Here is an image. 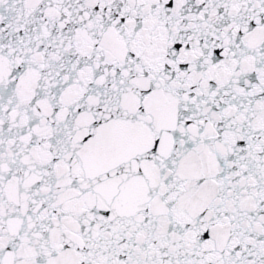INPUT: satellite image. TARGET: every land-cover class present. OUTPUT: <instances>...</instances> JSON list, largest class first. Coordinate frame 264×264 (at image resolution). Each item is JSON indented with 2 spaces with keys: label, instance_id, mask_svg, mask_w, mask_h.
Instances as JSON below:
<instances>
[{
  "label": "snow or ice",
  "instance_id": "obj_1",
  "mask_svg": "<svg viewBox=\"0 0 264 264\" xmlns=\"http://www.w3.org/2000/svg\"><path fill=\"white\" fill-rule=\"evenodd\" d=\"M0 264H264V0H0Z\"/></svg>",
  "mask_w": 264,
  "mask_h": 264
}]
</instances>
